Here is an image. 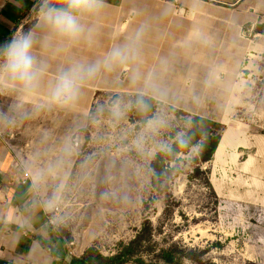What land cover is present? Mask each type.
Wrapping results in <instances>:
<instances>
[{"label":"rangeland","instance_id":"rangeland-1","mask_svg":"<svg viewBox=\"0 0 264 264\" xmlns=\"http://www.w3.org/2000/svg\"><path fill=\"white\" fill-rule=\"evenodd\" d=\"M181 1L165 6L180 11ZM198 4L193 18L188 12L132 17L119 41L104 40L132 44L134 59L87 82L64 116L38 114L32 162L43 201L55 200L56 224L70 242L97 251L103 264L117 257L122 264H264V191L257 187L264 188V175L253 173L264 170V10L254 28L249 9L236 0ZM35 12L23 17L21 31L38 23ZM105 54L79 46L70 61ZM138 94L150 112L128 104ZM114 97L127 106L119 120L109 109ZM156 114L167 127L147 133ZM24 120L17 121L28 131ZM228 125L246 132L251 146L228 149L218 161ZM179 132L193 134L194 154L178 146ZM141 135L143 148L136 145ZM161 143L170 151H160Z\"/></svg>","mask_w":264,"mask_h":264},{"label":"crops","instance_id":"crops-1","mask_svg":"<svg viewBox=\"0 0 264 264\" xmlns=\"http://www.w3.org/2000/svg\"><path fill=\"white\" fill-rule=\"evenodd\" d=\"M263 2L264 0H236L238 5H245V8L249 9V13L245 15L254 18V28L257 26L255 16L264 10ZM166 4V0H103L104 6L99 15L86 22L89 31L85 40L71 46L55 39L48 41L43 55L49 65V72L34 95H25L18 89L0 86V97L5 98L4 104L7 112L10 113V118L7 116L4 122L6 134L0 131V189L2 191L0 264H103L102 256L90 254L89 248L70 242L58 224L51 223L53 217L48 212L49 203L43 201L37 172L33 169L32 162L34 136L38 133V114L39 112H57L64 116L65 112L70 111L71 108H60L49 104L47 92L49 81L54 79L55 71L71 63V56L75 54L77 47H90L97 56L101 57L115 45L114 42L107 44L104 39L119 41L118 36L130 28L133 22L132 17L135 15L151 17L160 15V12L164 15L188 12L193 18L202 9L198 0H182L178 2L179 7L173 4L180 11H172L165 6ZM40 6V0L4 1L0 6V42L9 38L11 33L23 30L24 26L21 24L23 17L30 12L36 11L35 13L38 14ZM209 10L213 15L218 14V10L214 7ZM132 29H130L131 32H133ZM103 33H111V38L109 34L103 36ZM79 108L78 111H81ZM19 117L26 120H24L25 124L31 127L30 130L20 129L17 121ZM22 134L23 137L20 140ZM225 138H227L225 150L218 155V149ZM18 141L23 142L22 148L16 146ZM260 142L261 140L257 143ZM250 146L251 141L246 132L244 133L237 126L229 127L228 125L223 132L215 158L221 161L228 149L235 151L239 147ZM237 157L238 154L235 152V158ZM51 158L55 156L51 155ZM253 173L264 175V170H256ZM257 185L260 191H264V188H260V184L257 183ZM104 264L118 263L109 259Z\"/></svg>","mask_w":264,"mask_h":264},{"label":"clouds","instance_id":"clouds-1","mask_svg":"<svg viewBox=\"0 0 264 264\" xmlns=\"http://www.w3.org/2000/svg\"><path fill=\"white\" fill-rule=\"evenodd\" d=\"M103 0H43L38 10V23L24 31H15L0 42V85L20 90L25 95H34L45 80L49 65L44 59L43 51L48 41L55 39L66 45H76L86 39L89 31L87 21L99 15L103 8ZM135 50L132 44H117L98 60L88 63H71L59 68L48 86V103L60 108H71L78 101L86 83L99 73L111 70L114 66L128 63L134 59ZM139 74H134L137 80ZM138 111H151V104L143 94H138L128 102ZM125 101L114 97L109 104L114 119H121L126 112ZM167 127V120L156 114L146 122L145 131L159 134ZM191 133L179 132L176 143L187 149L189 155L199 148L193 143ZM136 145L144 146L141 135ZM160 151H170L166 143H161ZM55 206V200L49 207Z\"/></svg>","mask_w":264,"mask_h":264},{"label":"built area","instance_id":"built-area-1","mask_svg":"<svg viewBox=\"0 0 264 264\" xmlns=\"http://www.w3.org/2000/svg\"><path fill=\"white\" fill-rule=\"evenodd\" d=\"M40 3L42 5L43 3V0H40ZM39 10V9H38ZM1 195H2V191L0 189V198H1ZM48 212L50 213V215H52V220H51V223L52 224H56L57 222V219H58V215H59V212H60V208L59 207H53V208H50L48 210Z\"/></svg>","mask_w":264,"mask_h":264},{"label":"trees","instance_id":"trees-1","mask_svg":"<svg viewBox=\"0 0 264 264\" xmlns=\"http://www.w3.org/2000/svg\"><path fill=\"white\" fill-rule=\"evenodd\" d=\"M88 253H90V254H94V255H97L98 257H100V255H99V253L97 252V251H95L94 249H90L89 251H88ZM114 261H116L118 264H122V259H121V257H117V258H114L113 259ZM166 260L169 262V263H172L173 262V255L171 254V253H167L166 254Z\"/></svg>","mask_w":264,"mask_h":264}]
</instances>
